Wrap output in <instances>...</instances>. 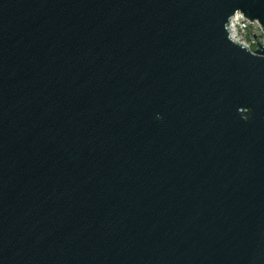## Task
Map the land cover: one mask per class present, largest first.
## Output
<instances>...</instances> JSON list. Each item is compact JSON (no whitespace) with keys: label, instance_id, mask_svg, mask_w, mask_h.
<instances>
[{"label":"water","instance_id":"obj_1","mask_svg":"<svg viewBox=\"0 0 264 264\" xmlns=\"http://www.w3.org/2000/svg\"><path fill=\"white\" fill-rule=\"evenodd\" d=\"M236 13L264 32V0H0V264H264Z\"/></svg>","mask_w":264,"mask_h":264},{"label":"built area","instance_id":"obj_2","mask_svg":"<svg viewBox=\"0 0 264 264\" xmlns=\"http://www.w3.org/2000/svg\"><path fill=\"white\" fill-rule=\"evenodd\" d=\"M229 27L231 36L251 49L259 46L257 40L264 47V32L257 21H250L241 13H236L231 17Z\"/></svg>","mask_w":264,"mask_h":264}]
</instances>
